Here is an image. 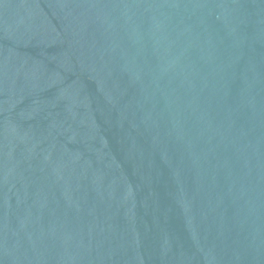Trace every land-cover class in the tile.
Here are the masks:
<instances>
[{"label": "water", "instance_id": "water-1", "mask_svg": "<svg viewBox=\"0 0 264 264\" xmlns=\"http://www.w3.org/2000/svg\"><path fill=\"white\" fill-rule=\"evenodd\" d=\"M0 264H264V0H0Z\"/></svg>", "mask_w": 264, "mask_h": 264}]
</instances>
